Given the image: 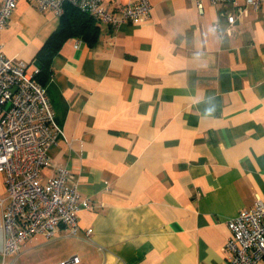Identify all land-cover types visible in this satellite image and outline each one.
<instances>
[{
  "label": "crops",
  "instance_id": "crops-1",
  "mask_svg": "<svg viewBox=\"0 0 264 264\" xmlns=\"http://www.w3.org/2000/svg\"><path fill=\"white\" fill-rule=\"evenodd\" d=\"M150 3L145 21H96L92 42L69 37L52 57L43 85L63 135L41 175L70 170L91 208L75 235H33L3 264H224L228 221L264 199V2L246 15L244 0ZM59 18L18 0L4 55L39 69Z\"/></svg>",
  "mask_w": 264,
  "mask_h": 264
},
{
  "label": "built area",
  "instance_id": "built-area-1",
  "mask_svg": "<svg viewBox=\"0 0 264 264\" xmlns=\"http://www.w3.org/2000/svg\"><path fill=\"white\" fill-rule=\"evenodd\" d=\"M40 11L64 13L73 6L96 21L117 29L124 23L139 24L149 18L150 0H133L111 8L104 0H29ZM198 7L201 10L200 0ZM213 4L236 0H210ZM18 0H2L0 31L6 26ZM264 0H244L239 15H246V6L257 10ZM235 16L227 15L230 25ZM218 27V24H216ZM0 41V171L4 173L5 196L0 195V264L8 254L18 255L33 235L53 237L63 225L69 233L78 231L77 212L91 208L88 198L79 193L74 174L57 167L43 179L41 170L51 166L48 151L63 135L55 121L54 110L44 86L27 71V64L4 55ZM229 236L224 245V264H264V199L257 197L251 208H245L228 221ZM92 229L85 234L91 236ZM2 260V261H1ZM74 255L57 264L78 263Z\"/></svg>",
  "mask_w": 264,
  "mask_h": 264
},
{
  "label": "trees",
  "instance_id": "trees-1",
  "mask_svg": "<svg viewBox=\"0 0 264 264\" xmlns=\"http://www.w3.org/2000/svg\"><path fill=\"white\" fill-rule=\"evenodd\" d=\"M98 32V24L90 15L73 6H65L60 15L58 27L48 36L39 48L35 60L39 64L35 80L44 86V82L51 73V60L61 43L69 37L76 36L92 42Z\"/></svg>",
  "mask_w": 264,
  "mask_h": 264
}]
</instances>
